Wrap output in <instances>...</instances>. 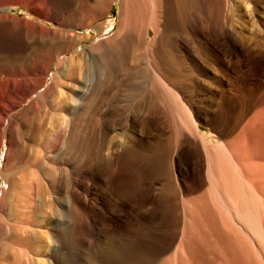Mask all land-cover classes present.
I'll use <instances>...</instances> for the list:
<instances>
[{
  "label": "rangeland",
  "instance_id": "rangeland-1",
  "mask_svg": "<svg viewBox=\"0 0 264 264\" xmlns=\"http://www.w3.org/2000/svg\"><path fill=\"white\" fill-rule=\"evenodd\" d=\"M122 1L110 0L101 4L99 0H46L48 20L41 23L51 33L62 30L67 33L65 39H76L78 53L74 56L68 52L60 53L64 60L58 64L55 57L58 51L44 47L40 50L43 52H35L28 59L33 70H0L1 81L3 78L0 91L6 83L13 85L14 96L24 89L31 90L17 103L13 111L17 116L12 118L16 123L27 119L26 124L21 122L27 136L41 119L47 120L46 125L51 128L54 121L61 123V118L65 119L59 127L64 130L57 129L58 134L46 128L48 133L44 138H47L41 141L44 145L41 159L37 157L33 164L24 168L26 171L23 170L29 171L28 174L32 172L36 178L29 174L28 179L26 173L23 184L28 183V189L23 190L21 184L22 188L19 186L17 192L14 191L17 196L13 194V199H18V206L23 207L26 202H34H31L30 212L20 207L19 210L33 212L30 221L34 229L38 228L42 240L49 234L44 241L49 242L51 238L50 246L56 250L57 260L60 258L54 264H69L72 260L71 264H112L115 258L112 256L119 250L120 254L128 252L126 262H136L139 258L140 262L143 256L142 260L149 256L148 264H221L216 256L213 257L221 251H208V247L193 236L195 226L203 234L212 232L211 224L206 222L210 216L229 234L231 243L245 242L251 257L248 259H252L253 264H264V0H245L255 13L253 20L246 15L242 0H235L239 3L235 8L241 17L216 21L217 26L222 25L221 30L211 25L206 29L200 26L193 34L188 31L186 36L170 30L172 51L184 58L181 67L191 71V81L187 90L176 89L180 99L173 102L172 110L159 104L163 109L155 116L138 112L137 104L122 96L127 87H118L115 81L108 83L111 84L110 91L107 84L100 89L102 92L93 93L105 82L106 68L101 57L109 55L111 58L114 52L112 59H121V54H117L119 50H115V45L116 48L119 46L115 39L119 35L117 32L122 33L123 29V25L118 27L122 21ZM200 1L207 6L213 3V0L211 3L210 0ZM150 6L148 4L149 12L152 11ZM27 12L17 3L7 10L8 14L20 19L41 21L32 12L26 15ZM160 19L162 17L157 21L160 22L157 25L159 34L149 29V43L163 33V19ZM149 20L146 18L143 23L148 25ZM97 25L104 30L99 33ZM26 43L16 30L0 26V58L23 55ZM203 49L209 50L211 63L204 62ZM210 55L217 56L214 59L218 61L214 63ZM78 63L80 73L72 77L69 69ZM47 64V72L43 71L45 76L38 86L34 81L37 79L35 73ZM98 70L103 72L102 75L97 76ZM55 74L56 84L60 86L59 99L51 102L48 98L44 110L40 109L35 101L42 98L43 89ZM119 78L124 79L121 74ZM132 80V85L148 83L145 75ZM115 91L117 97L112 96ZM73 98L75 102H72ZM134 105L136 107L132 108ZM37 117L40 119H34ZM50 117L54 120L51 118L50 121ZM50 132L54 136L48 137ZM13 134L16 139V133ZM126 136L131 137L134 145L131 154L124 153L119 145ZM5 151L6 147L2 146L0 168L5 163ZM32 152L27 150L25 159L32 161ZM121 154L125 159L120 158ZM12 159L8 161L13 163ZM33 166L37 175L29 169ZM202 171L205 180L200 176ZM3 181L0 176V192ZM29 181L37 182L40 190L43 182L42 188L46 189L39 191L36 197L33 195L35 185H29ZM59 230L61 235H58ZM100 250L102 255L109 250L104 259L99 257Z\"/></svg>",
  "mask_w": 264,
  "mask_h": 264
},
{
  "label": "bare ground",
  "instance_id": "bare-ground-1",
  "mask_svg": "<svg viewBox=\"0 0 264 264\" xmlns=\"http://www.w3.org/2000/svg\"><path fill=\"white\" fill-rule=\"evenodd\" d=\"M109 1L110 0H106L104 2V0H99V2L101 4L107 3ZM99 2H98V4L101 6V4ZM241 2H243L242 4L245 5L246 15L250 19L253 20L255 13L253 12V10L250 9V6H249L250 3L247 4L245 0H242ZM14 3L15 4L17 3V4L21 5L22 7L26 8L28 11L26 13V15L27 14L29 15V12H32L36 16V18L41 20V21L20 19L18 17H15L14 15L8 14L7 10L9 9L10 5H12ZM201 3H202V1H200V0H123L122 4H121L122 5L121 6L122 7V9H121L122 10V17L120 16V19L122 21L119 22V24L120 23L121 24L118 26V27H122L121 25H123V27H122L123 29L122 30H121V28L119 29L122 31V33L120 31H119L120 33L117 32L120 35V37H118L119 36L118 35L117 38L115 39L117 43L114 40H113L114 42L112 41L114 44L116 43L119 45L117 48L115 45V50H117V52L119 50V52H121V53L118 52L117 54H119V55L121 54L122 57L120 56V58H121L120 60L118 58L115 60L112 59V57L115 56L113 54L114 52L111 54L112 55L111 58L109 57V55H105V57H101V59L103 60L104 63L102 62V60L100 61V63L102 62V65H105V68H106L105 69V79H104L105 82L101 83V84H100V82L97 83L98 86L100 84V86L98 87V90L96 88V90H94V92L92 90V92L96 93V91H101L100 90L101 88L105 87L108 83L112 84V81H115V83H117L118 87H120V86L121 87L122 86L127 87L126 89H124V93L122 94V96H125V97L131 99V102L136 103L137 105L136 104L135 105L137 106L136 109L138 110V112L140 111V113H141V111H145V112H147V114H150V116L151 115L155 116L156 114H158L160 112V110L163 109V108L160 109L161 104L165 105L168 109L172 110L173 102L180 99L179 98L180 97L179 92L176 89H181V90L182 89L183 90L188 89L187 84L190 83V81H191L190 80V75H191L190 72L191 71L189 72L188 70H186L187 68L184 69L181 67V64L184 62V58L182 57V55L180 56V54H179V56H177L178 54L175 55V53H177V52L172 51L173 50L172 44L169 41L171 38L170 33H172L174 31L176 34L180 33V34H183L184 36H186L187 35L186 33L188 31L191 34H193V32H196L197 28H199L200 26L202 28L205 27V29H206V28L210 27L209 25H211V27H213L214 29L217 28V29L221 30L222 25H220V27L217 26L215 24L216 21L224 20L227 17H229V19L231 18L233 20L234 19L236 20V19L241 17V15H239L237 12V8H235V7H238L239 3H236L235 0H213V3L211 4V6H207V4L203 5ZM210 3H211V0H210ZM148 4H149V6L151 5L150 7L152 9V11H150V12L148 11ZM46 8H47L46 0H3V1L0 0V26H5L6 28L16 30L17 32L20 33V35L23 37V39H25L27 42L26 43L27 48H26V51L23 53V55H21L19 57H13V58L12 57L11 58H0V70L3 71V69H5V68H8V69H11V68L12 69L13 68H22V69L29 68L30 71L33 70L34 66H32L33 64L28 59L35 52H37V53L43 52L40 50L42 48L44 49V47L52 48V49H55L56 51H58V54L55 56L56 60L58 61V64H62V60H64V57L62 58V56H60L61 55L60 53L63 54V52H68L72 56H74V55H76V53H78V44H77L76 39H74L72 37H70V39L68 38L69 40L67 38L65 39L64 37H68L67 33L65 31H62V30H58L59 34L57 33V31L51 33L50 30L48 28H46L43 23H41L42 21L45 22L46 19L48 20V17L46 16V11H45ZM227 13L229 14V16L227 15ZM161 17L163 19V33L160 34L158 37H155L152 40V42L149 43L147 41V38L149 35V29L150 28L153 29L155 31V33L157 34L158 30H159V26L157 27V25L160 23V22L158 23L157 21H159V18H161ZM146 18L148 20L150 19L148 25H145L143 23V22H145L144 19H146ZM162 19H160V20H162ZM160 26L162 27L161 24H160ZM96 30H98L100 33L104 30V27H102L101 25H97ZM117 33H116V35H117ZM87 35H89V33H87ZM120 47L122 48V50H120ZM102 49H101V51H102ZM207 49H203V51L201 52V54L203 56L202 58H203L205 63H211L213 60L210 59L211 57L210 58L208 57V55H209L208 51L209 50H207ZM44 53H45V51H44ZM211 54H212V52H211ZM119 55H118V57H119ZM210 56H212V55H210ZM213 56H212L213 59L217 58L216 55H215L216 57H213ZM73 59H72V61H73ZM116 60H119V61L116 62ZM187 61H186V63H188ZM217 61L218 60H215L214 63H216ZM115 62H116V64H115ZM138 62L141 63V65L138 66L137 65ZM89 66H91V65H89ZM43 67H44V65H43ZM88 68H90V67H88ZM99 68L103 69V67H100V65H99ZM47 69H48V64L46 65V67L43 70H42V68L38 69L39 73H37L38 70L35 73L37 76V79H35L34 81L38 82V86H39L40 82H42L44 79L45 75L43 76V71L46 74ZM92 69L94 70V68H92ZM189 69L192 70V68H189ZM57 70L60 71L59 69H57ZM80 70H81L80 63H78V65L75 64V65L70 67V69H69L70 73L69 74L72 77H74V76H76V74L80 73ZM87 70H89V69H87ZM34 72H35V70H34ZM34 72L32 71V73H34ZM98 72H99V70H98ZM103 72H104V69H103ZM103 72L100 71L99 74H97V76L102 75L101 73H103ZM120 74H121V76L124 77V79L122 78L120 80V78H119ZM70 75H69V78L71 77ZM140 75L141 76L145 75L147 77L148 83H145V85H143L144 82L142 81L143 84H141L140 82L136 85L130 84V82L133 81L132 79L136 80V78L139 77ZM55 77H57L56 74L54 75L52 81L48 84V86L45 89H43V92L41 94L42 100L41 99L40 100L35 99L36 100L35 103H37V105L39 106L40 109L44 107L46 100H48V98H51L50 99V100H52L51 102H54L56 100V98L59 99L60 93H58L59 92L58 89L60 88V86H58L56 84ZM2 81H3V78H2ZM2 81L0 78V82H2ZM5 83H6V80H5ZM111 84L110 85L108 84L109 86L107 85L108 89L111 86ZM6 85L7 86L4 88V90L0 91V149L2 148V146L6 147V151L4 154V162L5 163L2 164V168H0V176L4 180L3 181L4 186L1 188V192H0V264H54L55 261L57 260L58 254L56 255L55 254V253H57V252H55L56 250H53L52 246H50L51 238H49L50 239L49 242H47L48 241L47 239H46V241H44V238H46V236H48L49 234H45V237L42 240L41 234L38 233V231H37L38 228H36V226H35V228L37 230L34 229L33 223H32V221H30V218H31V215L33 214V212H31L32 214L30 213L31 214L30 215L28 212L24 213L23 212L24 210H19V207H20L22 209H28L30 212V209L32 208L31 202L32 203H34V202L31 201V202L27 203L26 201L21 199L24 202H26V203H24L26 205L23 207V206H18V203H17L18 199L16 201H15V199H13V197L15 196L14 191L17 192V187H19V186L21 187V184L23 185L22 186L23 188L21 187L23 190H25L26 188L28 189V187L26 186V184H28V183H25V184H23V183H24V181L26 182V180H24V178L26 179L25 175L29 171L24 172V171H26V170H24V168L28 167L30 164H33L37 160L36 159L37 157L42 156L41 151H43L42 150L43 148L41 149V147H43L44 145L41 144V141L43 140L44 136H47L46 134L48 132L46 131L47 130L46 128H48V127L51 128L50 127L51 125L50 126L46 125L47 120H44V119L39 120L35 125H33V124H32L33 126L30 125V126H32L34 132L32 131V133H29V135L30 134L31 135L30 136L28 135L29 136L28 137L23 130L24 126H22V124H21L22 121H25L24 124H26L27 119H25L24 117L26 116V118H27L28 114H26L25 116L23 115L24 116L23 119H25V120H22L20 123L14 122V120H12V118H13V116H17L16 114L13 113V111L15 110V108L17 106V103L20 100H22L25 96H27L31 90L29 91L28 89H24V90H22L23 92L21 94H20V92L19 93L17 92L18 95H16L17 94L16 93L14 96L15 91H14L13 85L7 84V83H6ZM1 87H0V89H1ZM186 87H187V89H186ZM25 88H27V86ZM36 88L37 87L35 86L34 89H36ZM32 90H33V88H32ZM110 90H111V87L108 91H110ZM108 93H106V95ZM99 94L100 93H98V95ZM118 94H119V92H118ZM92 96H90V100L92 99L91 98ZM112 96L117 97L116 91ZM125 97H124V99H125ZM50 100H49V102H50ZM72 100H73L72 102H75V98H73ZM56 101H58V100H56ZM55 104L56 103H54V105ZM159 104H160V107H159ZM135 105L132 108H135L136 107ZM39 108H38V110H40ZM43 110H44V108H43ZM135 112L137 113V111H135ZM145 112H144V114H145ZM21 115H18L19 118L22 117ZM41 115H43V114H41ZM50 115H48V117ZM53 116H54V114H53ZM39 117L34 118V119H36V120L40 119ZM52 117H50V121H51ZM42 118H44V117H42ZM63 119H64V117H63ZM63 119L61 118L62 122H63ZM67 120H69V118ZM67 120L65 122H67ZM54 122H53L54 124H52V128H51L52 130H50V131H52V133L55 132V134L56 133L58 134L59 130L62 129V128L59 129L60 124L62 122L61 123H59V121H54ZM183 123H185V121ZM28 124L29 123H27V126H28ZM30 124H31V122H30ZM185 124H187V123H185ZM45 126H47V127H45ZM13 129H14V131H13ZM57 129H59V130H57ZM56 130L58 132H56ZM62 130H64V129H62ZM12 131L16 133V135L14 136V138L16 137V139H13V136H12L13 132ZM52 133L50 132L48 137H51L50 135H52ZM60 133H62V132H60ZM52 136H54V135H52ZM46 138L47 137H45L44 139H46ZM60 138H61V136H60ZM119 145L122 147L124 153L130 152V154H131V152L133 153V151H134V145L132 144L131 137H129V136H126L123 141H120ZM97 148H99V146ZM104 148H102V150H104ZM27 150H30V152L33 151L32 152L33 158H32V161H30L31 159L29 160L30 162L28 161L27 157H26L27 161H25L26 160L25 155L27 156V154H28V152L26 154ZM98 152H96V153H98ZM96 153H94V154H96ZM121 153H123V152H121ZM106 155H107V153H106ZM129 156H132V155H129ZM121 157H122V154H121L120 158ZM11 158H13L12 159L14 161L13 163H12V161H10V162L8 161L9 159L11 160ZM95 158L97 159V157H95ZM39 159H41V158L39 157ZM123 159H125V158H123ZM10 163H12V164H10ZM96 163H97V161H96ZM37 167L40 168V166H37ZM39 168H37V169H39ZM26 169L27 170L30 169L31 171L33 170V173H34V171H36L34 169V166H33V169H31V167H29V169L28 168H26ZM31 173L32 172H30L29 174H31ZM29 174L27 173V178H28ZM34 174L37 175L36 173H34ZM31 176H33V175L31 174L29 177H31ZM39 177H41V176H38V178ZM34 178H36V177H34ZM30 179H32V178H30ZM39 180H41V179L39 178ZM34 181L33 182L29 181V185H31L30 183H32L31 186H33V187L35 185V191L33 192V195L35 194V196L36 195L38 196L39 191L44 189V188H42L43 182L42 183L40 182L41 183V185H40L41 190H40V188L38 187L39 184L37 182H35L36 184H34ZM33 187H32V190H33ZM30 189H29V191H30ZM13 194H14V196H12ZM30 194H32V191L30 192ZM22 196H23V194H22ZM18 197H19V195H18ZM20 198L21 197H19V199ZM40 199L43 200V197L42 198L40 197ZM197 199L198 198H196V202H198V200H199V199L198 200ZM21 200H20V203H21ZM18 202H19V200H18ZM194 202H195V200H194ZM197 204H195V205H197ZM41 205H43V204H41ZM199 205H200V209H202L201 208V206H203L202 203ZM205 210L207 211L206 207H205ZM11 211H12V213H10ZM75 214H76V212H75ZM204 214H206V213H204ZM200 215H201V213H200ZM76 217H78V215ZM212 217L210 216V219H209V217L208 218L206 217L207 219H209L206 222L211 224V231L212 232H208V233L205 232L203 234V232H199L197 230L198 228H196L197 226H195V229L193 228V230L195 231L193 236H195L197 239H199L200 242H202L205 247H208L207 250L210 249L213 252L218 251V253L221 251V253H220L221 255L220 254L215 255V253H214V256H213V257L216 256L217 259H219V261H221V264H249L250 261H252V259L251 260L248 259L251 257H249V250L247 252L248 246L246 244L244 245L245 242L244 243L241 242L242 241L241 239H235V240H238V241L241 240V241L236 242L235 244L231 243L232 241L230 242L229 234L226 233L225 230L221 229V227H219L220 225L216 224V222L213 221L214 218H212ZM193 218H195V216ZM202 222H201V224H202ZM193 224H192V226H193ZM194 225H196V223ZM202 226H203V224H202ZM35 230L37 231V233L34 232ZM196 230L198 232H196ZM42 232L43 231L41 230V233ZM58 232H59L58 233V235H59L60 230ZM196 233H200V234H196ZM42 235L44 236L43 233H42ZM40 236H41V238H40ZM210 237L214 238V239L212 240V239H210ZM235 238H236V236H235ZM237 238H238V236H237ZM231 240H232V238H231ZM53 241H55V240H53ZM187 241H188V238H187ZM233 241H234V239H233ZM245 246L247 249L245 248ZM249 249H250V247H249ZM112 250H114V253L116 252L115 249H112ZM111 251H110V253L113 254V252H111ZM100 252H101V250L99 251V255H100L99 257L100 258H103V256H106L105 253H107V252L104 253L105 255L104 254L102 255V253L100 254ZM108 253H109V250H108ZM123 253L120 254V250H119V253L117 252L113 256L111 255L112 258L115 257L112 264H141L142 263L141 261H144L146 264H148L147 261H148V258H150L148 256L147 260L146 259L142 260V258H144V256H143L141 258L140 262H139V260H140L139 257H138L139 260L136 259V262L132 261V260H130L131 262L130 261L126 262V257H128V256L125 254H128V252L124 253V254ZM131 253H132V251H131ZM209 254H211V253H209ZM136 255H138V254H136ZM132 256H134V253ZM221 256L223 257L224 260L221 258ZM227 256H228V258H227ZM145 257H147V256L145 255ZM58 258H59V256H58ZM106 258L109 259V257H106ZM112 258H110V259H112ZM103 259L101 261H103ZM108 259H105V260H108ZM59 260H60V258H59ZM59 260H57V261H59ZM105 260H104V262H105ZM71 262L69 264H71ZM106 263L107 262H105V264ZM217 263L219 264V262H217ZM250 264H253V261ZM254 264H256V263L254 262Z\"/></svg>",
  "mask_w": 264,
  "mask_h": 264
},
{
  "label": "crops",
  "instance_id": "crops-1",
  "mask_svg": "<svg viewBox=\"0 0 264 264\" xmlns=\"http://www.w3.org/2000/svg\"><path fill=\"white\" fill-rule=\"evenodd\" d=\"M200 176H201V178H202L203 180H205V179H204V177H205V172H204V171H202V172L200 173Z\"/></svg>",
  "mask_w": 264,
  "mask_h": 264
}]
</instances>
